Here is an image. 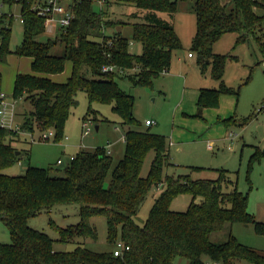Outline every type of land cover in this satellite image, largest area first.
I'll return each mask as SVG.
<instances>
[{
    "label": "trees",
    "instance_id": "obj_1",
    "mask_svg": "<svg viewBox=\"0 0 264 264\" xmlns=\"http://www.w3.org/2000/svg\"><path fill=\"white\" fill-rule=\"evenodd\" d=\"M28 1L33 0H0L7 8L2 17L8 20L0 43V58L5 60L11 52L13 15L7 13L16 3L23 38L13 53L30 58L32 73L15 74L12 85L13 98L24 96L32 107L24 116L22 129L32 132L35 123L41 132L51 128L59 137L76 104L75 94L82 90L89 103L84 119L91 114L95 121L100 120L90 103L112 104L123 129L124 153L113 167L111 155L101 146L94 151L78 152L63 169V176L51 175L50 167L29 164L21 174L9 175L3 170L20 159V152L16 154L13 145L17 134L0 126V221L10 234L9 243H0V264H172L176 257L185 258L187 264H235L234 260L264 264L262 252L243 244L231 232L232 225L240 223L253 224L256 233L264 234V222L255 220L247 210V194L238 189L223 168L215 169V178L193 179L186 173L163 181L162 169L170 162L166 136L151 132L149 127L140 128L141 122L133 115V95L117 83L123 77L119 69L139 67L136 73L125 75L133 85L146 84L151 76L168 69L171 52L181 48V42L173 25L158 18L155 11L173 14L178 1H190L195 15L190 49L196 53L201 72L211 64V77L219 83L216 88H199L196 105L199 109L216 107L220 94L237 96V90L222 81L226 60L231 56L214 53L213 45L223 34L235 32L234 46L253 40L264 56V0H114L147 11L145 22L131 24L129 39L121 34L102 38L101 29L114 25L105 20L102 8H94L98 0H71L73 18L69 25L44 42L34 38L43 32V23L29 10ZM130 41L141 45L139 54L130 51ZM57 43L63 45L60 55L50 52ZM66 62L71 64L66 79H51L49 75L63 72ZM107 65L117 69L103 71ZM84 67L90 78L84 76ZM234 120L233 116L218 118L225 127ZM150 150L154 156L147 175L142 177L143 161ZM260 154L261 150L255 149L252 160L259 159ZM159 185L163 189L153 199L147 217L142 224L136 223L133 216L139 206L149 190ZM180 194L191 196L187 207L183 211L170 209L172 200ZM67 204L78 205L79 219L66 227L50 220L57 239L28 226V219L41 211ZM95 216L105 219L106 241H119L120 255L113 254L114 248L102 252L80 245L68 251L54 249V243H67L75 237L96 240L97 230L91 222ZM225 226L226 239L212 241L211 235Z\"/></svg>",
    "mask_w": 264,
    "mask_h": 264
},
{
    "label": "rangeland",
    "instance_id": "obj_2",
    "mask_svg": "<svg viewBox=\"0 0 264 264\" xmlns=\"http://www.w3.org/2000/svg\"><path fill=\"white\" fill-rule=\"evenodd\" d=\"M98 1L94 3V8L98 11L101 5L103 17L114 25L105 28V33L109 36L121 34L129 39L131 24L146 21L147 11L133 4L117 3L114 0ZM1 9L7 10L5 6ZM18 10L19 4H14L11 8L13 14L9 40L11 52L7 54L5 60L0 58V91L6 94V101L9 103L8 112L11 117L13 116L11 126L17 134L13 145L20 152V159L3 172L9 175L21 174L29 164L50 167L51 175L63 176V169L67 165L69 156H75L82 150L94 151L98 147L105 146L107 142L111 143L113 167L124 153L123 131L119 118L112 111V104L92 102L90 107L97 111L96 116L100 120L95 121L91 114L84 119L89 103L87 94L82 90L75 94L76 104L71 108L59 137L56 138L53 132L48 139L42 138V132L35 123L32 132L22 129L24 116L28 115L32 107L24 96L13 98V78L17 73H32V71L29 65L30 58L13 53L23 38V27ZM155 14L174 26L181 48L171 52L168 69L151 76L148 83L133 85L125 77L139 71L137 66L122 70L123 77L117 79V83L126 93L133 95V115L141 122L140 128L145 129L144 120L150 119L153 121L149 126L150 131L166 136L170 162L162 169L163 181L166 177L174 178L186 173H189L193 179L215 178L217 176L215 169H226L230 178L236 181L238 189L247 194V210L255 220L264 222V109H259L264 104V56L258 50L255 41L234 46L237 34L235 32L223 34L214 43L213 52L231 56L226 60L222 81L225 85L236 89L238 94L237 96L222 95L216 107L199 109L196 105V90L200 87L216 88L219 83L211 77V64L201 72L200 66L196 63V53L190 49L195 30L192 4L190 1H178L173 14L163 11H155ZM54 35L45 32L37 35L35 39L44 42L53 39ZM262 35H264V25ZM129 49L139 54L141 45L135 42L131 47L129 46ZM189 51L193 54L192 58L187 55ZM50 52L56 55L62 54L63 45L57 43ZM70 66L71 64L66 62L63 72L56 74L52 79L57 82L64 81L69 74ZM82 71L84 76L91 77L86 67ZM229 116L235 118L230 126L225 127L218 121V118ZM103 118L109 121H102ZM84 124L89 129L86 134L83 133ZM96 125L98 129L95 128ZM115 126H118V129H115ZM48 130L52 129L46 131ZM255 149L261 150V154L259 159L253 161L251 156ZM153 156V150L146 154L140 172L142 177L147 175ZM58 157L62 163L56 166ZM188 166L203 169L189 171ZM110 174L111 169L105 185L109 182ZM162 189L163 186L159 185L149 190L133 216L136 223H143L153 199ZM190 200L189 194H180L172 200L170 209L183 211ZM78 219V205L67 204L57 205L49 211H41L29 218L27 224L33 229L48 234L52 239H57L58 234L51 227L50 220L60 227H66L77 223ZM91 222L97 230L96 240L75 237L67 243H54V249L68 251L80 245L92 251L102 252L119 246V241L107 243L105 219L102 216L92 217ZM232 226L233 234L240 242L264 253V234L256 233L253 224L235 223ZM227 232L228 227L225 226L222 230L214 232L210 239L214 242L224 241ZM9 242V231L0 221V243ZM234 263L251 264L245 260H234ZM172 264H187V260L176 257Z\"/></svg>",
    "mask_w": 264,
    "mask_h": 264
},
{
    "label": "built area",
    "instance_id": "obj_3",
    "mask_svg": "<svg viewBox=\"0 0 264 264\" xmlns=\"http://www.w3.org/2000/svg\"><path fill=\"white\" fill-rule=\"evenodd\" d=\"M98 3L101 4L100 1H98ZM28 4H29V10L32 13H34L37 17L42 19V23H43L42 33L46 32L49 34H55L54 38L58 35V33L61 31L62 28H65L69 25L71 19L73 18L71 0H33L31 3H29L28 1ZM3 7L4 5L0 2V43L3 37V30L8 27V20L2 17V15L5 14L6 12V11H2L1 8ZM99 7L101 8V5H99ZM10 15L13 14L7 13V16ZM19 20L20 22H22L20 13H19ZM101 32H102V38L104 35L107 36V34H105L104 29H101ZM107 42H111L110 39H108ZM189 55H191V53H189ZM116 69L117 68L114 65H107L102 68L103 71H114ZM121 72L122 69H119V73ZM8 104L9 103L6 101V94L0 91V126L12 129L11 124H12L13 116L11 117V114L9 115ZM259 109L260 110L264 109V104H262ZM144 123L145 125L149 126L153 123V121L150 119H146ZM88 131H89L88 127L85 126L83 133L86 134ZM41 134H42L41 135L42 138L48 139V137L53 134V130H48L46 132L43 131ZM106 152L109 153L108 150H106ZM73 158L74 156H69V161H71ZM56 163L61 164L62 160L58 158ZM113 254L116 256L121 254V245L113 249ZM205 264H213V263L210 261H206Z\"/></svg>",
    "mask_w": 264,
    "mask_h": 264
},
{
    "label": "crops",
    "instance_id": "obj_4",
    "mask_svg": "<svg viewBox=\"0 0 264 264\" xmlns=\"http://www.w3.org/2000/svg\"><path fill=\"white\" fill-rule=\"evenodd\" d=\"M19 11V10H18ZM174 27V26H173ZM104 31H105V29H104ZM106 32V31H105ZM106 34V33H105ZM135 42H132V41H130V44H129V46L131 47L133 44H134ZM214 46V45H213ZM131 51V50H130ZM187 55H188V57H190V58H192V55L193 54H191V55H189V52L187 53ZM233 58H235V57H233ZM236 59V58H235ZM29 61H30V59H29ZM29 65H30V63H29ZM60 74V73H59ZM56 74H51V75H49V77L52 79L54 76H55ZM68 76V75H67ZM200 88H202V87H200ZM198 94H199V88L196 90V99H197V97H198ZM222 95H229V94H220V96H222ZM220 96H219V98H220ZM201 112H202V110H201ZM216 117H219V116H216ZM146 120V119H145ZM145 120H144V122H145ZM144 125H145V123H144ZM97 126V129H98V125H96ZM146 127H149V126H147V125H145ZM121 127V126H120ZM122 128V127H121ZM115 129H118V126H115ZM122 131H123V129H122ZM226 135V134H225ZM225 137H227V136H225ZM228 137H232V136H229L228 135ZM122 138H123V142H124V136L122 135ZM168 144H170V142L168 143ZM105 148H106V150H108L109 151V153L108 154H112V150H111V143H108L107 142V144L104 146ZM168 149H169V147H168ZM59 158V157H58ZM57 158V159H58ZM57 159H56V161H57ZM68 162H70L69 161V158H68V161H67V164H68ZM58 164L56 163V166H57ZM190 166H188L187 168H189ZM199 199H196V201H198ZM231 232H232V234H233V226H232V228H231ZM234 235V234H233ZM260 252H262V251H260ZM263 253V252H262ZM264 254V253H263Z\"/></svg>",
    "mask_w": 264,
    "mask_h": 264
},
{
    "label": "water",
    "instance_id": "obj_5",
    "mask_svg": "<svg viewBox=\"0 0 264 264\" xmlns=\"http://www.w3.org/2000/svg\"><path fill=\"white\" fill-rule=\"evenodd\" d=\"M95 128L97 129V126H95ZM19 152L18 151H16V154H18Z\"/></svg>",
    "mask_w": 264,
    "mask_h": 264
}]
</instances>
